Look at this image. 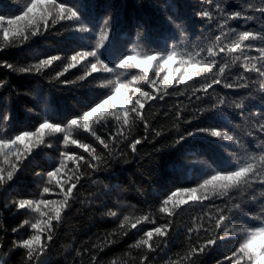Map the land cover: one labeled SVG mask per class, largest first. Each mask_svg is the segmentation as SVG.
<instances>
[{"label": "snow or ice", "instance_id": "1", "mask_svg": "<svg viewBox=\"0 0 264 264\" xmlns=\"http://www.w3.org/2000/svg\"><path fill=\"white\" fill-rule=\"evenodd\" d=\"M162 7L178 39L169 36L162 46H154L148 29L138 24L143 43L137 40L129 49L117 43L115 5L97 19L96 0H0V52L48 34L65 38L71 50V55L48 54L25 64L0 59V68L44 76L58 62L62 70L49 76V83L71 87L79 81L82 87L97 89L67 115L26 108L31 114L26 122L11 105L13 93L22 94L15 86L0 106V216L5 210L34 214V222L25 219L10 229L17 238L11 239L8 252H3L6 240L0 235V264H8L14 250L22 252L21 264H52L62 227L70 214L83 215V209L92 213L89 220L97 217L113 227L94 241L89 237L77 244L73 235L63 264H155L180 236L181 205L200 212L186 227L177 259L169 257L165 264H199L227 241L235 244L216 264H264V0L239 5L198 0L183 18L175 0ZM190 22L199 23L195 40L190 39ZM77 65L82 75L68 79L64 74ZM94 80L99 83L93 85ZM8 84L7 78L0 79V89ZM173 96L175 103L161 117L170 126L157 123L154 107H163ZM226 111L239 122L201 126ZM168 136V143L161 144ZM197 138L208 139L209 146L227 141L234 150L225 148L226 155L215 159L181 154ZM148 145H153L151 151L144 150ZM162 149L169 150L166 164L173 176L170 186L157 193L162 196L159 217L144 209L129 214L125 209L137 206L124 202L129 189L118 182L119 171L149 157L156 165L148 176L151 182L160 171L154 154ZM41 153L45 163L38 159ZM173 154L179 155L171 158ZM29 164L38 185L36 196L4 195L24 183ZM194 165L201 166L194 177L178 175ZM135 191L143 196L146 190L136 185ZM52 193L56 199L47 195ZM122 243L127 247L121 255L105 262V249Z\"/></svg>", "mask_w": 264, "mask_h": 264}, {"label": "trees", "instance_id": "2", "mask_svg": "<svg viewBox=\"0 0 264 264\" xmlns=\"http://www.w3.org/2000/svg\"><path fill=\"white\" fill-rule=\"evenodd\" d=\"M167 0H96L97 3V19L103 15L109 5H115L119 10V25L117 32V43L121 48H131L134 42L139 40L143 43V37L137 35L138 24H144L148 29L150 36L152 37L151 42L154 46H162L165 40H168L169 36L176 37L178 39V33L171 25H169L164 16V9L162 7ZM234 4L239 5L240 3L246 2V0H232ZM175 3L179 6L177 13L181 18L190 16V6L198 3V0H175ZM198 21V18H197ZM199 23L192 24L190 22V39L195 40L196 35L199 34ZM87 41H79L78 43H86ZM170 43V41H169ZM139 50V49H138ZM48 54H67L71 55L70 46L65 42V38L48 34L46 38L36 39L35 42L22 46L21 48H9L6 51L0 52V59H7L10 62L18 64H25L32 62L37 58H42ZM255 54V53H253ZM62 70L58 62H54L52 70H45L46 75H35V74H23L16 75L9 72L7 69L0 68V79L7 78L9 84L6 88L0 89V106L5 103V98L12 90V86H15L22 94L16 96L14 93L11 99V105L16 111L17 115L24 119L26 122L29 120L31 114L26 113V108H35L38 112L47 109L49 112L59 115H67L78 110L83 106L84 102L96 93L95 87H82L81 83L77 81L76 85L71 87L58 86L56 83H49L48 77L55 74V71ZM139 71V70H134ZM83 69L80 65L76 68L70 69L68 73L64 75L70 80H76V78L82 75ZM151 74V70L149 72ZM97 75V74H94ZM93 85L99 83L98 80L91 82ZM60 88L58 91L57 88ZM23 93H32L33 95H23ZM183 99V97H181ZM167 104L161 107L160 104L156 105L153 112L159 113L157 116V123L166 124L170 126L171 122L162 119L163 111L167 110L173 103H175L176 97H167ZM163 103V102H162ZM147 107V106H146ZM228 121L233 123L239 122L234 118L233 113L226 111L223 117L213 116L209 120L201 122V126H207L208 124H224L227 126ZM171 139L170 136L165 137L161 140V144H166ZM55 145V139L52 140ZM157 147L159 145H156ZM153 145H148L145 151H151ZM228 148L234 150L233 146L227 141H218L209 146L208 139L197 138L196 140L190 141L189 145L186 146L183 152L190 154L200 153L201 155H207L210 159H215L219 156L226 155L224 149ZM51 155H55V149L48 150ZM173 154L171 158H175ZM154 158L160 161V171L157 175L152 177V181L149 182L148 176L156 171V165L150 160L149 157H145L144 160L133 162L131 165L123 166V169L119 171L118 182L129 189L125 194L123 200L128 205H136V209L131 207L125 209L129 214L136 213L139 209L145 211L151 210L156 213L159 217V213L156 211L159 207L158 200L162 199V196H158V192H162L168 188L169 180L173 176L170 168L167 167L166 162L170 159L169 150L162 149L160 153H155ZM190 159H197L196 155H190ZM41 163L46 162V157L41 153L38 157ZM200 165H194L192 167L184 168L178 175L184 178L194 177L200 171ZM32 165H28L29 175L26 177L24 183L20 186H16L10 190L9 193L4 195H19L24 198H34L37 194L38 185L33 182L31 177ZM134 182V183H133ZM140 185L145 191V195L141 196L135 191V186ZM183 186H189L184 184ZM153 189L157 191L154 192ZM171 190H175L172 188ZM42 191V188L40 189ZM51 199H56L54 193L47 194ZM115 195V194H113ZM3 196H0V203H2ZM145 201H147L145 203ZM191 204V201L188 202ZM149 205L151 208L149 209ZM79 207V205H77ZM184 208V212L178 217V223L181 229L180 236L175 239L173 246L155 261V264H165V261L172 257L177 259L176 253L181 252L183 243V236L187 226H192V218L200 212L197 208L195 211L190 209L187 205H181ZM83 215L70 214L66 223L61 229L60 238L57 240L56 245L53 249L51 260L52 264H63V256L65 255V246L72 244V236L76 237L77 244L80 241L88 240L89 237L95 240V236L105 229L113 227L112 224L102 223L97 217L89 220V215L92 213L83 209ZM166 215V214H165ZM29 220L34 222V214L31 211L20 210V212L9 213L5 210L4 214L0 216V222L3 224V229H0V235L5 237L6 246L3 252H8L11 247V239L17 238V234L11 233L10 229L16 226L18 223H22L23 220ZM28 231L31 229L26 226ZM7 230V231H5ZM134 231V230H133ZM67 233L68 235H65ZM138 238V237H137ZM132 240H128L127 243H132ZM235 241H227L220 244L219 247L214 249L212 252L203 256L199 260V264H216V260L221 259L223 254H227L230 249L233 248ZM126 244L120 246L105 249L103 259L108 261L113 257L120 256L121 253L126 249ZM135 254V253H134ZM22 252L14 250L11 254V258L8 260V264H21ZM3 253H0V257Z\"/></svg>", "mask_w": 264, "mask_h": 264}]
</instances>
